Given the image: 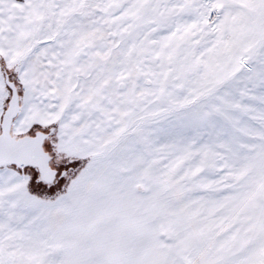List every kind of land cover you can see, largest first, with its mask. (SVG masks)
Returning a JSON list of instances; mask_svg holds the SVG:
<instances>
[{"label": "snow or ice", "instance_id": "1", "mask_svg": "<svg viewBox=\"0 0 264 264\" xmlns=\"http://www.w3.org/2000/svg\"><path fill=\"white\" fill-rule=\"evenodd\" d=\"M0 264H264V0H0Z\"/></svg>", "mask_w": 264, "mask_h": 264}]
</instances>
